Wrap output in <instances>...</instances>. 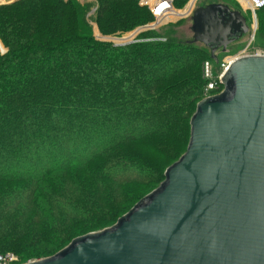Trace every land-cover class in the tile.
<instances>
[{"label":"trees","instance_id":"obj_1","mask_svg":"<svg viewBox=\"0 0 264 264\" xmlns=\"http://www.w3.org/2000/svg\"><path fill=\"white\" fill-rule=\"evenodd\" d=\"M139 2L94 0L100 32L151 20ZM0 42V183H20L0 188V253L25 261L55 253L77 226L111 225L164 179L188 145L203 62L215 60L191 39L102 42L78 0L0 5Z\"/></svg>","mask_w":264,"mask_h":264},{"label":"water","instance_id":"obj_2","mask_svg":"<svg viewBox=\"0 0 264 264\" xmlns=\"http://www.w3.org/2000/svg\"><path fill=\"white\" fill-rule=\"evenodd\" d=\"M214 60L249 30L227 4L194 9ZM201 99L185 152L117 221L25 264H264V55L233 58Z\"/></svg>","mask_w":264,"mask_h":264},{"label":"rangeland","instance_id":"obj_3","mask_svg":"<svg viewBox=\"0 0 264 264\" xmlns=\"http://www.w3.org/2000/svg\"><path fill=\"white\" fill-rule=\"evenodd\" d=\"M15 0H0V5L4 4H9L11 2H14ZM81 3H84L86 5V18L88 19V23L90 24L91 27V31L94 37H96V39L100 40V41H104V42H110L112 44H116L117 46H125L127 44H131L132 42H138V41H150V40H154V39H159V40H165L166 38H172V39H176V40H181V41H186V40H190L192 39V31H191V24H192V20H191V16L192 13L194 11L195 8L199 7V6H205L211 3H222V4H227L228 6H230V8L234 9V10H239L247 19V23L250 26L249 32L245 35H243L240 39L236 40L234 43H232L231 45L228 46V48L225 51L219 50L217 52V57L218 60L212 64H214L213 68L214 69V73L217 75L220 71H221V63L223 61H230L233 58L239 56L240 54H242V50L245 48L246 45L249 44L250 40H253L251 42V46L253 49L260 51V53H264V36H260L259 35V30H258V21H257V15L256 12L253 14L247 7V3L245 0H185L183 2L182 5H173V12L170 17H166L164 19H157L156 16L152 13L151 11V5L153 2H155V0H148L146 2H144L143 4H141V0H140V6H145L151 13H152V18L151 20H149L148 22H145L144 24L138 25L137 27H135L134 29H131L130 31H126V32H120V31H116V33L111 34V35H105L103 33L100 32L97 23L95 22V16H96V9H97V5L94 3V0H78ZM161 0H158L156 2V5L160 4ZM173 3V0H172ZM193 4L190 6V4ZM167 4V2H166ZM190 6V7H189ZM193 6V7H192ZM148 32H159L161 35L157 36V37H150ZM143 35V36H142ZM140 37H145L144 38H140ZM147 37V38H146ZM8 49H6L2 43L0 42V51L2 53H6ZM203 96H204V92H203ZM202 96V97H203ZM204 98V97H203ZM202 98V99H203ZM146 149H145V151ZM57 154V152H56ZM57 157V155H56ZM177 160V159H176ZM175 160V161H176ZM174 162V161H173ZM173 162L168 163L166 162L164 165V169L166 170V167H168L169 165H171ZM164 170V172H165ZM64 177L66 178V180H74L75 181V177L73 175H64ZM59 179V178H57ZM9 181H5L2 180L0 183V188L6 184ZM11 185H20L19 182H15V181H10L9 182ZM160 183V182H159ZM159 184H157L155 187H144V195H146L147 193L151 192L154 188H156ZM46 191V190H44ZM133 204V202H132ZM131 204V207L133 206ZM130 207V208H131ZM14 210V215L19 214L18 212H16V208H13ZM128 211V210H127ZM127 211L123 212V214H125ZM30 212H27V214H29ZM122 214V215H123ZM120 215V216H122ZM24 216L25 217H29L28 215H26V213L24 212ZM119 216V217H120ZM118 217V218H119ZM117 218V219H118ZM117 220H115L111 225H113ZM37 223V222H35ZM71 222L67 221L64 222V226H70ZM26 229L28 228V225L25 223ZM110 225L106 226L109 227ZM34 227V225H33ZM104 227V228H106ZM102 228V229H104ZM102 229L99 230H95V231H88L86 229L83 228H79L78 226L71 232V234H69V239L72 238L74 239L75 237L78 236H83L84 234L90 233V232H96V231H100ZM74 237V238H73ZM68 241L69 242H65L64 245L60 248L62 249L63 247H65L66 245H68L70 243V241L72 239H70ZM60 249H57L56 252H58ZM13 253V251H6L4 253ZM55 252V253H56ZM4 253H0V254H4ZM53 253V254H55ZM16 255L19 257L20 262L19 263H24L27 262L29 260L33 261V260H39L45 257H31L28 260H23L21 261L20 259V255L16 254L15 252L13 253V255ZM52 254V255H53ZM51 256V255H48ZM46 256V257H48Z\"/></svg>","mask_w":264,"mask_h":264},{"label":"built area","instance_id":"obj_4","mask_svg":"<svg viewBox=\"0 0 264 264\" xmlns=\"http://www.w3.org/2000/svg\"><path fill=\"white\" fill-rule=\"evenodd\" d=\"M148 0H141V4H143L144 2H146ZM158 0H155V2L152 3L151 5V11L152 13L156 16L157 19L164 17V15H166L167 12H170V14H172L173 12V3L172 0H161V1H165L167 2L165 7L159 8V5H156V2ZM247 3V7L248 9L254 14L256 10H259L261 8L264 7V0H245ZM194 2V0H193ZM193 5L192 3L190 4V6ZM189 6V7H190ZM194 6V5H193ZM192 6V7H193ZM253 40H250L249 44L245 46V48L242 50V54H240L239 56H246V55H264V53H260V51L255 50L252 48L251 46V42ZM231 60L229 61H223L221 63V71L216 75L214 73V69L213 68V64L212 61L210 60H205L203 62L202 65V73H203V78L207 81L206 85L204 87V96H211L213 94H217L219 93L222 89H223V84H222V75L224 73V71L227 69V67L229 66ZM31 260L27 261L30 262ZM19 257L16 256L15 254L13 255V253H4V254H0V264H25L27 262L24 263H19Z\"/></svg>","mask_w":264,"mask_h":264},{"label":"bare ground","instance_id":"obj_5","mask_svg":"<svg viewBox=\"0 0 264 264\" xmlns=\"http://www.w3.org/2000/svg\"><path fill=\"white\" fill-rule=\"evenodd\" d=\"M161 5L159 6V8L165 7L166 6V2L165 1H161L160 3ZM159 5V4H158ZM171 15H169V12L166 13V15H164V17H162L161 19H164L166 17H170Z\"/></svg>","mask_w":264,"mask_h":264},{"label":"flooded vegetation","instance_id":"obj_6","mask_svg":"<svg viewBox=\"0 0 264 264\" xmlns=\"http://www.w3.org/2000/svg\"><path fill=\"white\" fill-rule=\"evenodd\" d=\"M246 20H247V19H246ZM247 24H248V23H247ZM248 27H249V29H250L249 24H248ZM248 32H249V30H248L246 33H244L243 35L247 34ZM243 35H242V36H243ZM219 50H222V49H218L217 52H218ZM222 51H223V50H222ZM217 52H216V54H217Z\"/></svg>","mask_w":264,"mask_h":264}]
</instances>
